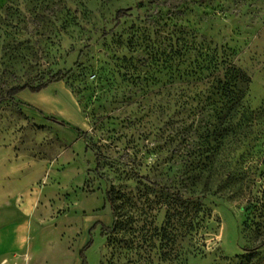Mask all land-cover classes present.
Segmentation results:
<instances>
[{
	"label": "rangeland",
	"instance_id": "374dc122",
	"mask_svg": "<svg viewBox=\"0 0 264 264\" xmlns=\"http://www.w3.org/2000/svg\"><path fill=\"white\" fill-rule=\"evenodd\" d=\"M6 151L27 264H264V0H0Z\"/></svg>",
	"mask_w": 264,
	"mask_h": 264
},
{
	"label": "crops",
	"instance_id": "0c3cea01",
	"mask_svg": "<svg viewBox=\"0 0 264 264\" xmlns=\"http://www.w3.org/2000/svg\"><path fill=\"white\" fill-rule=\"evenodd\" d=\"M55 86L60 92L59 96H56V93L52 91ZM17 97L25 105L43 111L48 115L65 116L68 120H70L68 118L70 116L72 120L77 121L78 107L73 95L60 82L51 83L45 89L34 94L28 90H22ZM20 156L23 157L22 155L16 156V154L10 157L9 152L6 151L3 157L4 163L0 160V209H8L11 201L16 199L18 190L22 186L25 187L24 185H27L28 180L32 178L33 171L22 175V177L18 176V172L21 171V166L17 162ZM25 158L31 159L29 157ZM12 225L4 233L0 231V247L5 243L7 245L11 243L13 246L7 251H0V264H27V254L25 251L23 252V246L27 240L25 234L27 225L26 223L16 222H13Z\"/></svg>",
	"mask_w": 264,
	"mask_h": 264
},
{
	"label": "trees",
	"instance_id": "16d2710c",
	"mask_svg": "<svg viewBox=\"0 0 264 264\" xmlns=\"http://www.w3.org/2000/svg\"><path fill=\"white\" fill-rule=\"evenodd\" d=\"M129 9H122V10H119V12L116 13L115 15V18H116V24H119V22L124 19V18H128L129 16ZM64 76L62 75V77H58L56 79L52 78L50 80H48V82H45V83H42V84H39L38 86H35L34 88L32 87H27V86H19V87H16V88H11L9 89L5 94V98L1 99V102H5V101H10L12 100L14 97H16L20 91L22 90H28L30 93H36V92H39L40 90L42 89H45L49 84L51 83H57V82H61L63 81V78ZM188 217V214L185 215V219H187ZM169 223V222H168ZM188 226L187 228L185 229V231H187V233L189 231H191L193 228H192V225L191 222H188ZM259 248V247H258Z\"/></svg>",
	"mask_w": 264,
	"mask_h": 264
}]
</instances>
